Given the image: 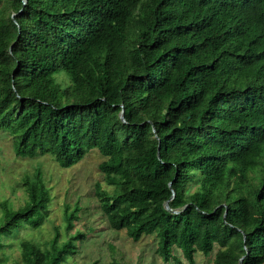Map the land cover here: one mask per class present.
<instances>
[{
  "label": "trees",
  "instance_id": "trees-1",
  "mask_svg": "<svg viewBox=\"0 0 264 264\" xmlns=\"http://www.w3.org/2000/svg\"><path fill=\"white\" fill-rule=\"evenodd\" d=\"M0 131L13 159L98 153L106 225L162 263L264 264V0H0ZM20 184L0 249L49 215L40 167ZM81 211L13 264H65Z\"/></svg>",
  "mask_w": 264,
  "mask_h": 264
},
{
  "label": "rangeland",
  "instance_id": "rangeland-1",
  "mask_svg": "<svg viewBox=\"0 0 264 264\" xmlns=\"http://www.w3.org/2000/svg\"><path fill=\"white\" fill-rule=\"evenodd\" d=\"M103 159L96 152H91L83 161L70 169H61L50 157L34 160L13 159L12 139L0 131V203L7 201L14 209L23 206L26 201L21 177L31 175L40 167L45 183L51 193L48 204L49 215L39 228L21 229L17 237L6 240L7 247L0 249V264L20 262L19 242L31 241L41 246L47 245L53 236V226L61 227L63 223V205L76 202L81 205L79 220L75 221L76 231L86 235L83 242H78V252L67 259L65 264H164L155 254V239L144 238L132 243L124 231L114 232L108 228L100 214L99 204L93 187L100 183L102 189L112 193L113 188L103 182L98 165ZM7 171V172H5ZM196 189V188H195ZM194 187L192 188V191ZM62 240H66L65 231L61 229ZM180 256L178 252H176ZM196 264H211L212 256H195Z\"/></svg>",
  "mask_w": 264,
  "mask_h": 264
},
{
  "label": "water",
  "instance_id": "water-1",
  "mask_svg": "<svg viewBox=\"0 0 264 264\" xmlns=\"http://www.w3.org/2000/svg\"><path fill=\"white\" fill-rule=\"evenodd\" d=\"M24 4H25V1H24ZM121 119H123V112H122V114H121ZM166 209H167V210H170V209L168 208V205H166ZM240 264H241V260H240Z\"/></svg>",
  "mask_w": 264,
  "mask_h": 264
},
{
  "label": "clouds",
  "instance_id": "clouds-1",
  "mask_svg": "<svg viewBox=\"0 0 264 264\" xmlns=\"http://www.w3.org/2000/svg\"><path fill=\"white\" fill-rule=\"evenodd\" d=\"M123 111H121V114H122Z\"/></svg>",
  "mask_w": 264,
  "mask_h": 264
}]
</instances>
